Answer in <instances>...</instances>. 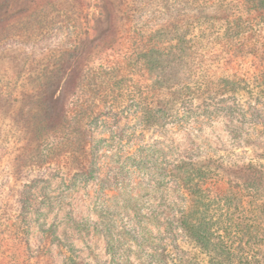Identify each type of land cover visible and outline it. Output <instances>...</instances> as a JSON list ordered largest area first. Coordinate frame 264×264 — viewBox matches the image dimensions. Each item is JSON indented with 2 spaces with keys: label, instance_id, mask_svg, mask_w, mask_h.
I'll return each mask as SVG.
<instances>
[{
  "label": "rangeland",
  "instance_id": "1",
  "mask_svg": "<svg viewBox=\"0 0 264 264\" xmlns=\"http://www.w3.org/2000/svg\"><path fill=\"white\" fill-rule=\"evenodd\" d=\"M58 1L77 8L87 33L60 22L0 44V254L22 264H64L68 256L86 264H264V83L260 105H243L239 120L223 111L231 105H177L148 129L129 112L112 114L95 129L82 174H65L62 161L18 164L22 142L3 109L18 105L50 52L76 48L50 91L56 108L74 65L110 30L107 0H0V24L19 26L14 18ZM200 1L135 0L137 26L163 27L196 45ZM224 1L243 14L238 0ZM212 5L203 8L215 13ZM182 157L227 186L225 194L200 195L205 239L180 226L195 199L167 167Z\"/></svg>",
  "mask_w": 264,
  "mask_h": 264
},
{
  "label": "trees",
  "instance_id": "2",
  "mask_svg": "<svg viewBox=\"0 0 264 264\" xmlns=\"http://www.w3.org/2000/svg\"><path fill=\"white\" fill-rule=\"evenodd\" d=\"M107 2L109 33L74 65L63 84L59 105H51L50 91L77 55L76 48L50 52L42 71L30 78L29 88L20 94L18 105L3 109L22 142L16 155L20 166L41 168L62 161L65 174L84 173L92 156L93 133L112 114L127 118L124 115L129 112L142 129H148L160 126L164 114L175 111L177 105H231L223 111L236 120L243 116V105H260L264 0H238L243 14L229 12L224 0L200 1L196 45H184L163 27L137 26L135 0ZM210 3L215 13L203 8ZM66 5L58 1L51 9H33L24 18L13 19L19 26L1 23L0 44L13 36L36 37L60 22L77 35L87 33L82 14ZM237 132L244 135L240 127ZM208 168L202 170L184 157L167 167L195 199L179 219L194 240L207 237L206 225L198 223L203 213L202 191L225 194L227 187L223 176L209 174ZM258 185L251 184L254 190ZM0 264L22 263L0 254ZM64 264L86 263L68 256Z\"/></svg>",
  "mask_w": 264,
  "mask_h": 264
}]
</instances>
